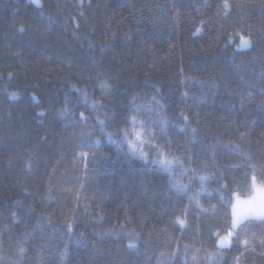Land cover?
Instances as JSON below:
<instances>
[{"label":"trees","instance_id":"trees-1","mask_svg":"<svg viewBox=\"0 0 264 264\" xmlns=\"http://www.w3.org/2000/svg\"><path fill=\"white\" fill-rule=\"evenodd\" d=\"M227 2L0 0V264H264L259 219L219 244L264 179V0Z\"/></svg>","mask_w":264,"mask_h":264},{"label":"snow or ice","instance_id":"snow-or-ice-1","mask_svg":"<svg viewBox=\"0 0 264 264\" xmlns=\"http://www.w3.org/2000/svg\"><path fill=\"white\" fill-rule=\"evenodd\" d=\"M29 3L30 4H35V6L37 8H43L44 7V5L42 3V0H29ZM223 6H224L225 9H227L229 7L227 0H224V5ZM42 14L43 13H41V15ZM80 15H83V13H80ZM73 20H75L74 17H73ZM201 23H204V22L201 21ZM76 27L79 28L80 25L77 23ZM20 31L23 32L24 29L21 28ZM200 32H201V28L198 27V28H196V32L193 33V35H195L197 33H200ZM113 35H115V34H113ZM237 35H239V34L237 33ZM125 38L127 39L128 37H125ZM231 43H232V38L229 37L228 44H231ZM90 47H92V46L90 45ZM226 47H227V45H226ZM252 47H253V42H252L251 39L248 38V36H240V43L236 45L237 49H251ZM101 51H103V49H101ZM8 76L11 77L12 73L9 72ZM89 79H91V78H89ZM262 79H264V77H262ZM100 87L103 90L105 88H110L111 86L109 85L107 80H104L100 84ZM71 88H72V90L78 91V89L76 88L75 84H72ZM261 94L264 95V86H262V88H261ZM248 95L251 96V92H249ZM10 96L13 97V98L17 97L18 93L12 92V93H10ZM32 98H33V100L37 99V97L35 95H33ZM67 99H68V94L66 93L65 94V100H67ZM156 103L159 104V101H156ZM241 107H243V105H241ZM40 115H43V113H40ZM197 115H198V113H197ZM80 117L82 119L85 118L83 112L80 113ZM180 117L186 123L189 122V116L185 115L183 113V111L180 112ZM132 119L135 120L136 117L133 116ZM180 131H184V129L181 128ZM191 131L193 133H195L196 129L193 128V129H191ZM97 143H99V142L97 141ZM129 146L133 148V151H135V147H134V145L132 144L131 141H129ZM162 163H163V161H162ZM200 179L204 180V179H206V177H201ZM252 180H253V182L256 181V176L255 175L252 176ZM223 187H225V186L221 185V188H223ZM14 203L19 205V204L22 203V201L16 200V201H14ZM232 214H233V217H234L233 220H232V227L233 228L242 227L243 225L252 222L253 219H259V221L261 223H264V189L261 190V195L260 196H250L246 200H240L239 198H237L236 204L232 207ZM12 215L16 216V213L13 212ZM177 222L180 225H182V226L185 223V221L183 219H181L180 217H177ZM68 231L69 232L72 231V225L68 226ZM232 234L233 233L231 231H229L228 235L231 236ZM236 236H237V242L239 243L240 242L239 234L237 233ZM220 243L223 244L224 240L222 239L220 241ZM242 243L247 245L248 241L244 240ZM261 245H262V247H264V240H261ZM24 251H25L24 248L20 249L21 253H23ZM252 251H254V252L256 251L255 247L252 248ZM259 255L261 257H264V251L259 252ZM238 259L239 258H237V260Z\"/></svg>","mask_w":264,"mask_h":264},{"label":"rangeland","instance_id":"rangeland-1","mask_svg":"<svg viewBox=\"0 0 264 264\" xmlns=\"http://www.w3.org/2000/svg\"><path fill=\"white\" fill-rule=\"evenodd\" d=\"M144 152H146L145 151V148H144ZM147 157L149 159L152 158V154H151V151L150 150L147 153ZM260 180H261V182L259 181V178L256 177V181L252 183L253 188H252V190L247 195H241V194L234 195L233 198H232V200H233L232 207L236 204L237 198H239L240 200H246L250 196H260L261 195V190L264 189V179H260ZM236 228L237 227H235V228L232 227V229L230 231L233 233ZM222 239L224 240V243L223 244L220 243V241ZM230 240H231V236H229L228 233L227 234H224V235H221L220 236V240H219V244H220V246L228 245V244H230V242H229Z\"/></svg>","mask_w":264,"mask_h":264}]
</instances>
